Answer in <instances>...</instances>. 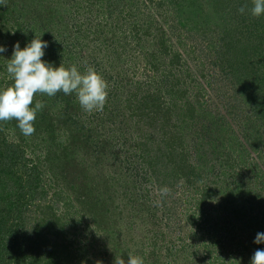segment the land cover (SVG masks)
<instances>
[{"label":"rangeland","instance_id":"rangeland-1","mask_svg":"<svg viewBox=\"0 0 264 264\" xmlns=\"http://www.w3.org/2000/svg\"><path fill=\"white\" fill-rule=\"evenodd\" d=\"M31 7L43 24H65L59 40L56 31L36 32L28 23L16 27L32 16ZM238 16L217 10L212 0H6L0 5V46L6 48L0 53V90L12 83L6 65L15 44L24 48L35 36L48 44L46 62L75 64L81 72L92 66L108 82L102 112L88 114L75 93L60 92L36 95L45 107L31 136H24L15 120L0 122L3 135L42 169L41 186L56 200L57 211L74 218L75 245L88 243L101 264H114L115 254L127 261L130 252L144 264H250L254 252L264 250V243L254 242L264 233V139L257 135L264 127L235 78L238 73L221 66V59H233L237 50ZM72 23L83 26L79 38L66 30ZM97 25L99 35L93 32ZM76 38L86 45L84 51L72 45ZM135 92L140 99L143 93L158 94L164 107L174 105L171 122L177 121L184 151L208 174L201 179L212 188L205 202L184 179L167 196L160 194L135 146L162 137L154 123L145 124L150 114L133 110L136 99L127 108ZM219 152L238 162L227 165Z\"/></svg>","mask_w":264,"mask_h":264},{"label":"trees","instance_id":"trees-1","mask_svg":"<svg viewBox=\"0 0 264 264\" xmlns=\"http://www.w3.org/2000/svg\"><path fill=\"white\" fill-rule=\"evenodd\" d=\"M212 1L215 2L217 10L231 9L237 16L239 15L236 22L237 26L234 29L236 35H239L236 44L238 45L237 50L234 49L233 59H227L224 56L221 59V66L223 71L230 68V72L238 73V77L235 78L244 84L245 94L252 100L251 103L254 106L255 119L257 122H261V124L259 123L260 128L261 125L264 127V15L259 18L251 15V0ZM241 7H245V13L242 15L238 11ZM21 9L19 6L18 10ZM30 9L33 12H30L32 16L18 21L16 27L18 25L21 28L24 24L26 27V23H28L27 26L31 24L30 26L36 32L41 29L46 31L48 29L49 33L56 31L55 38L59 40V30L64 29L65 24L60 22L56 26L53 21L43 24L40 19L41 16L36 13V7ZM54 13V10H50L46 14L51 17ZM75 26L78 27L74 32ZM82 27L80 24L72 23V27L66 28V30L69 35L74 33L78 37L76 32H82ZM98 27L97 25L96 31H93L97 35L100 34ZM243 36L244 42L240 40V37L242 39ZM74 44H79L83 51L86 47L77 38L72 40V45ZM164 47L167 48V46ZM243 52L245 54L241 55ZM172 61L174 63L180 62L176 57ZM243 63L247 64L248 67L244 68ZM248 68L250 72H244ZM137 93L135 92L128 97L127 108L132 107L131 99H136L138 104L133 110L136 109L143 117L150 114L152 119L144 118L145 124L152 127L154 123L162 137L158 141L143 140L138 142L135 146L139 151L138 154L148 164L160 188L167 186L174 189L178 181L184 179V184L190 185V188H194L198 193L199 201L205 202L211 197L212 188L209 185H203L201 179L202 176H208V174L205 173L204 175L200 166L190 162L184 151V137L176 129L178 127L177 121L171 122L174 115L172 111L174 105L164 107L158 94L143 93L140 99ZM199 103L197 101V106L201 107ZM189 104L190 102H188L187 114L193 118L195 110ZM147 107H149V111ZM209 128L211 129V127ZM257 132L259 133V130ZM206 134L209 136L210 133L207 132ZM257 135L264 139V128ZM222 143L227 144L228 142L221 140L220 144ZM219 155L229 166L238 162L235 155L222 154L221 152ZM168 163L174 165L173 169L172 167H165ZM163 167H165L164 169L167 168L166 171L170 174L163 171L161 169ZM161 170L166 173L161 172ZM207 173L211 174L213 171L208 170ZM42 176V169L26 158L22 146L9 141L0 130V264H101L90 255L88 243L75 245L71 225L74 218L69 217L70 219H68L67 214H61L57 211L59 205L56 200L54 198L49 199L48 191L41 186ZM165 176L171 178L169 183L164 180ZM30 204H35V209H31ZM116 256L119 255L115 254L114 260ZM120 257H122L121 254Z\"/></svg>","mask_w":264,"mask_h":264},{"label":"clouds","instance_id":"clouds-1","mask_svg":"<svg viewBox=\"0 0 264 264\" xmlns=\"http://www.w3.org/2000/svg\"><path fill=\"white\" fill-rule=\"evenodd\" d=\"M251 3L253 17L264 15V0H251ZM0 5H6V0H0ZM238 11L244 14L245 7ZM47 47V42L36 36L24 48L17 42L6 65L12 83L0 90V122L17 121L26 137L35 133L37 113L45 107L43 101L35 99L36 95L54 97L60 92L75 93L80 107L88 114L102 112L108 100L109 85L101 73L92 66H85L83 72L75 64L54 66L42 59ZM5 51L6 48L0 46V53ZM159 192L167 196L170 189L165 186ZM254 242L264 243V233H257ZM114 264H144V260L130 252L127 261L116 256ZM250 264H264V250L257 249Z\"/></svg>","mask_w":264,"mask_h":264}]
</instances>
